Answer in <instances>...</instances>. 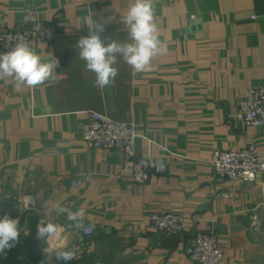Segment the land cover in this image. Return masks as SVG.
Returning a JSON list of instances; mask_svg holds the SVG:
<instances>
[{"label": "crops", "instance_id": "1", "mask_svg": "<svg viewBox=\"0 0 264 264\" xmlns=\"http://www.w3.org/2000/svg\"><path fill=\"white\" fill-rule=\"evenodd\" d=\"M130 2L0 0V30L19 29L22 13L37 10L55 35L31 47L45 62L58 61L55 80L34 88L0 80V218L21 217L25 232L29 218L35 228L46 220L50 199L83 208L80 229L53 216L78 249L67 264H193L186 249L198 231L216 233L220 264H264V171L252 182L219 185L210 166L213 150L250 143L264 158V127L234 120L238 100L264 85V0H153L167 53L147 73L120 60L114 83L98 88L77 41L99 23L102 40H127L120 18ZM94 111L130 123L136 155L165 171L150 169L148 181L135 184L122 153L86 144L83 126ZM228 189L232 199L215 198ZM23 194L36 210L23 208ZM160 212L181 215L183 231L153 229L148 216ZM85 226L93 232L84 234Z\"/></svg>", "mask_w": 264, "mask_h": 264}, {"label": "clouds", "instance_id": "2", "mask_svg": "<svg viewBox=\"0 0 264 264\" xmlns=\"http://www.w3.org/2000/svg\"><path fill=\"white\" fill-rule=\"evenodd\" d=\"M127 31L125 41L102 40L103 23L94 24L89 34L77 41L79 59L85 62L86 70L95 74L94 84L98 88L112 85L119 74L115 66L120 60L136 73L152 71V61L167 53V46L160 40L155 22L153 0H131L126 12L120 18ZM58 61L45 62L41 55L26 42L19 41L10 51L0 54V80H13L16 86L37 87L56 78ZM24 209H35V198L29 194L20 197ZM46 220L36 225V235L47 247L44 252L51 259L68 261L78 257V249L69 246L65 240L66 228L56 222L53 216H65L68 228L80 229L85 210L72 211L61 200H49ZM24 235H28L25 231ZM21 227L19 219L8 216L0 218V255L6 256L20 242Z\"/></svg>", "mask_w": 264, "mask_h": 264}, {"label": "built area", "instance_id": "3", "mask_svg": "<svg viewBox=\"0 0 264 264\" xmlns=\"http://www.w3.org/2000/svg\"><path fill=\"white\" fill-rule=\"evenodd\" d=\"M54 35V29L41 21L37 10L27 9L22 13L19 29L0 30V54L10 51L19 41L32 46L50 42ZM234 120L246 126L264 127V85L250 87L246 95L238 100ZM135 138V131L130 123L115 121L95 111L89 114L82 131V140L91 147L122 153L129 161L132 182L141 185L148 181L150 169L155 173H163L166 167L162 162L138 157ZM210 166L214 181L219 185L237 180L252 182L258 173L264 171V158L256 144L250 143L242 149L213 150ZM214 196L217 199H232L234 193L228 189L218 191ZM148 222L153 229L165 236H175L183 231V217L176 213H151ZM82 232L91 234L93 229L85 226ZM186 253L193 264H220L224 257V249L213 231L196 232Z\"/></svg>", "mask_w": 264, "mask_h": 264}, {"label": "trees", "instance_id": "4", "mask_svg": "<svg viewBox=\"0 0 264 264\" xmlns=\"http://www.w3.org/2000/svg\"><path fill=\"white\" fill-rule=\"evenodd\" d=\"M19 220L21 227L24 221L21 217ZM26 232L28 235H24V231L21 230L19 244L9 251L6 256L0 255V264H47L43 255L46 243L37 238L33 218H29Z\"/></svg>", "mask_w": 264, "mask_h": 264}, {"label": "water", "instance_id": "5", "mask_svg": "<svg viewBox=\"0 0 264 264\" xmlns=\"http://www.w3.org/2000/svg\"><path fill=\"white\" fill-rule=\"evenodd\" d=\"M235 182H244V181H241V180H237V181H235ZM229 183H231V182H229Z\"/></svg>", "mask_w": 264, "mask_h": 264}]
</instances>
